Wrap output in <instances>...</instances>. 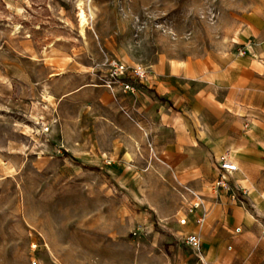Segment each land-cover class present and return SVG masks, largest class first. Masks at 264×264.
Here are the masks:
<instances>
[{"label":"rangeland","instance_id":"obj_1","mask_svg":"<svg viewBox=\"0 0 264 264\" xmlns=\"http://www.w3.org/2000/svg\"><path fill=\"white\" fill-rule=\"evenodd\" d=\"M81 2L0 0V264H200L197 161L167 146L264 0H84V31ZM116 65L150 79L128 91Z\"/></svg>","mask_w":264,"mask_h":264},{"label":"crops","instance_id":"obj_2","mask_svg":"<svg viewBox=\"0 0 264 264\" xmlns=\"http://www.w3.org/2000/svg\"><path fill=\"white\" fill-rule=\"evenodd\" d=\"M244 28L243 44L251 43L252 51L223 59L205 80L192 83L184 117L191 135L181 150L178 143L167 146L197 161L203 220L191 213L189 229L201 240L200 249L190 248L200 264H264V15L251 14ZM160 76L156 93L180 97L177 82ZM222 158L238 168L228 177L230 193L216 188Z\"/></svg>","mask_w":264,"mask_h":264},{"label":"built area","instance_id":"obj_3","mask_svg":"<svg viewBox=\"0 0 264 264\" xmlns=\"http://www.w3.org/2000/svg\"><path fill=\"white\" fill-rule=\"evenodd\" d=\"M110 78L111 83H120L122 84L126 90L133 91V87L130 86V84L125 83V79L129 78H136L138 81H145L149 80L150 76L149 73L143 68V67H134L130 68L125 65H116L112 67L110 70ZM128 79V80H129ZM220 169L222 171L221 178L216 183V188L221 189L225 191L226 193H230L232 191V187L230 186L228 182V177L233 175L235 172H237L238 168L237 166L230 162L227 158H222L220 163ZM242 195L243 190H238L237 193ZM195 202L193 204L192 213L198 212L203 207V201L202 198L198 195H195ZM202 217L198 219V223H202ZM186 244L188 247L192 249H200L201 246V240L198 235H191L186 240Z\"/></svg>","mask_w":264,"mask_h":264},{"label":"bare ground","instance_id":"obj_4","mask_svg":"<svg viewBox=\"0 0 264 264\" xmlns=\"http://www.w3.org/2000/svg\"><path fill=\"white\" fill-rule=\"evenodd\" d=\"M83 1L84 0H82V2L80 3V6H79V8H80V11H81V13H82V31H84V28H85V26L87 25V21H88V19H87V15H86V12L84 11V7H83ZM84 5H85V2H84Z\"/></svg>","mask_w":264,"mask_h":264}]
</instances>
